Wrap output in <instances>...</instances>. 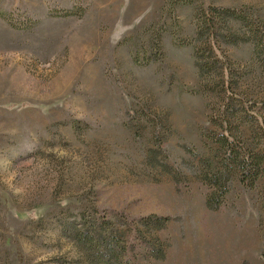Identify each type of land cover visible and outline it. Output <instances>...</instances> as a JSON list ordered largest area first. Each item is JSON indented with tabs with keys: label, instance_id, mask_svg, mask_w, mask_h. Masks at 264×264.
<instances>
[{
	"label": "rangeland",
	"instance_id": "obj_1",
	"mask_svg": "<svg viewBox=\"0 0 264 264\" xmlns=\"http://www.w3.org/2000/svg\"><path fill=\"white\" fill-rule=\"evenodd\" d=\"M210 5L264 27V0H0V264H88L63 231L83 215L111 222L125 264H264V175L207 178L225 131L264 153V57L240 23L214 56ZM148 215L169 222L136 236Z\"/></svg>",
	"mask_w": 264,
	"mask_h": 264
},
{
	"label": "trees",
	"instance_id": "obj_2",
	"mask_svg": "<svg viewBox=\"0 0 264 264\" xmlns=\"http://www.w3.org/2000/svg\"><path fill=\"white\" fill-rule=\"evenodd\" d=\"M205 12V13H204ZM203 17H201V25H198L197 34L200 36L206 35L209 37V44L205 46L209 51L217 56L218 59L222 60L221 48L217 44L216 40L218 36H222V39L232 42L235 41L233 38L237 37V33L233 31L230 26L231 23L242 24L247 28L249 38L248 41H252L254 45L255 52H257L259 57H264V27L260 22L257 24L251 22L249 16L241 14L239 11L231 8L221 7V6H208L204 9ZM75 13L72 10L63 11V16H71ZM224 31V35L221 31ZM219 41V40H218ZM220 42V41H219ZM264 63V58H263ZM264 66V65H263ZM200 67V66H199ZM204 67V66H203ZM212 69L208 67V70ZM201 70H205L202 68ZM227 111H231L227 108ZM227 119H229L227 117ZM224 118V121L227 122ZM224 122V123H225ZM228 124V123H227ZM222 125H226L222 124ZM232 138L225 131L221 137L217 138V143L219 146L223 147L225 154V161L218 168L210 170L208 175L209 183L213 186L222 185V181L229 177V173L225 174L229 163L236 164L234 171H240L241 173V184L244 186L253 187L256 181L264 175V153L248 150L242 148L243 151L238 152L237 149L233 147L230 141ZM256 148H259L257 145ZM228 171H231L228 169ZM236 173V172H233ZM224 175H226L224 177ZM224 179L221 181V178ZM226 183L223 184L221 190V195L223 196L226 192ZM207 207L209 209H217L221 205V201L213 199V196L209 195L206 201ZM167 217H159L157 215H148L143 218H139L138 224H141L142 228H134L133 232L136 236H141L143 233V228L153 227L154 231H159L165 228L166 224L169 222ZM102 221V222H101ZM65 235L73 239L81 248L85 250V256L88 264H125V255L127 253V248L121 242H119L118 231L113 228L111 222L103 220H93L92 223H87L84 220V215L79 223H72L66 225L63 229ZM146 239V238H144ZM154 240V241H153ZM153 242L147 244L149 254L151 257L162 260L165 257L164 246L158 238H153Z\"/></svg>",
	"mask_w": 264,
	"mask_h": 264
}]
</instances>
